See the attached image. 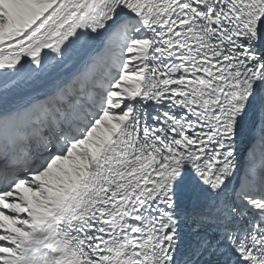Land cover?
<instances>
[{
	"label": "snow or ice",
	"instance_id": "obj_1",
	"mask_svg": "<svg viewBox=\"0 0 264 264\" xmlns=\"http://www.w3.org/2000/svg\"><path fill=\"white\" fill-rule=\"evenodd\" d=\"M0 264H264V0H0Z\"/></svg>",
	"mask_w": 264,
	"mask_h": 264
},
{
	"label": "bare ground",
	"instance_id": "obj_2",
	"mask_svg": "<svg viewBox=\"0 0 264 264\" xmlns=\"http://www.w3.org/2000/svg\"><path fill=\"white\" fill-rule=\"evenodd\" d=\"M246 141L251 142V136H250V134L247 135Z\"/></svg>",
	"mask_w": 264,
	"mask_h": 264
}]
</instances>
